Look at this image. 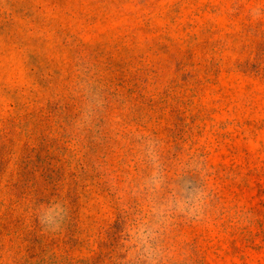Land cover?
<instances>
[{
	"label": "rangeland",
	"instance_id": "1",
	"mask_svg": "<svg viewBox=\"0 0 264 264\" xmlns=\"http://www.w3.org/2000/svg\"><path fill=\"white\" fill-rule=\"evenodd\" d=\"M0 264H264V0H0Z\"/></svg>",
	"mask_w": 264,
	"mask_h": 264
}]
</instances>
